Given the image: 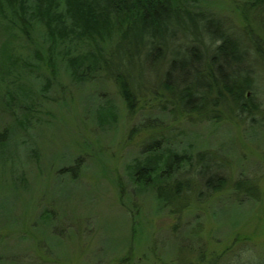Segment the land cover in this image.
Returning <instances> with one entry per match:
<instances>
[{
  "label": "rangeland",
  "instance_id": "374dc122",
  "mask_svg": "<svg viewBox=\"0 0 264 264\" xmlns=\"http://www.w3.org/2000/svg\"><path fill=\"white\" fill-rule=\"evenodd\" d=\"M254 3H190L218 15L248 44L256 87L247 95L261 106L254 122L238 119L229 104L219 109V122L183 113L159 89L165 62L157 73L147 65L131 113L106 69L80 83L61 63L52 78L31 52L42 47L40 39L11 34L0 20V264L264 263V2ZM2 44L20 54L14 72L23 80H6ZM70 44L74 52L94 48L81 38ZM47 77L52 86L45 87ZM23 112L30 115L24 129L15 115ZM160 137L176 152L214 151L224 158L223 176L247 179L256 197L229 185L203 199L193 190L181 215L164 208L132 171L144 145Z\"/></svg>",
  "mask_w": 264,
  "mask_h": 264
},
{
  "label": "trees",
  "instance_id": "16d2710c",
  "mask_svg": "<svg viewBox=\"0 0 264 264\" xmlns=\"http://www.w3.org/2000/svg\"><path fill=\"white\" fill-rule=\"evenodd\" d=\"M191 1L197 0H0V20L11 34L17 30L26 40L32 39V34L40 39L42 47L31 52L44 59L52 78L58 75L61 63L74 82L80 83L96 78V69H106V76L113 79L131 113L137 109L148 65L156 73L162 71L159 89L166 91L167 101H174L183 113L200 114L219 122L223 118L219 109L229 104L238 119L249 117L254 122V114L261 106L253 95H247L256 87L247 65L248 44L231 34L218 15L195 10ZM262 2L255 0L254 4ZM73 37L89 41L94 48L90 52H74L70 44ZM3 44L1 50L9 56L6 80H23L26 75L14 72L21 69L20 54L6 52ZM163 62L166 69H157ZM46 81L45 87L52 86L49 77ZM7 94L14 99L15 95ZM23 113L15 114L22 129L28 122L26 116H30ZM161 139L141 148L143 156L135 161L132 171L137 182L152 187L164 208L181 215L193 190L203 199L229 185L233 192L256 197V188L246 187L247 179L232 183L223 176L224 158L214 151L180 153L168 142L167 147L162 145ZM168 147V158L161 162V152ZM181 169L183 172L178 175ZM125 260L121 264H127Z\"/></svg>",
  "mask_w": 264,
  "mask_h": 264
}]
</instances>
